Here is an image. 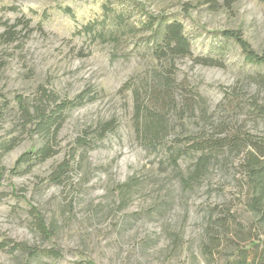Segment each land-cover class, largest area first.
<instances>
[{"label": "rangeland", "instance_id": "374dc122", "mask_svg": "<svg viewBox=\"0 0 264 264\" xmlns=\"http://www.w3.org/2000/svg\"><path fill=\"white\" fill-rule=\"evenodd\" d=\"M145 14L179 20L195 57L224 58V67L202 66L188 57L175 62L178 80H186L206 100L209 120L225 121L234 130L244 125L264 137V124L247 114L257 89L244 87L247 75L264 71L247 64L234 42L219 37L221 30L240 29L255 50L264 52V2L236 0L213 9L204 0H0V143L23 140L7 154L0 149V167L6 169L0 174V240L56 246L64 254L34 259L0 251V264H81L77 261L87 259L96 264H223L236 248L264 243V231L253 230L245 205L241 152L220 155L200 182L186 183L198 154L174 165L167 147L149 152L138 143L133 95L125 85L166 64L152 55ZM10 26L13 40L6 35ZM41 86L69 99L91 87L97 98L67 113L57 156L31 173L14 174L17 158L41 145L22 131L17 97L32 102ZM234 86L246 90L243 109L235 113L223 102L224 90ZM260 97L264 104V94ZM113 118L118 122L113 133L93 140L88 149L78 146L86 130ZM195 121L187 122L190 129L200 127ZM174 127L173 135L182 133L178 121ZM64 159L72 160L69 179L53 184L49 176ZM30 206L43 214L50 237L33 226ZM225 207L239 222L240 235L232 222L210 259L204 254L207 229L217 227L213 223Z\"/></svg>", "mask_w": 264, "mask_h": 264}, {"label": "trees", "instance_id": "16d2710c", "mask_svg": "<svg viewBox=\"0 0 264 264\" xmlns=\"http://www.w3.org/2000/svg\"><path fill=\"white\" fill-rule=\"evenodd\" d=\"M213 9H218L220 3L228 7L236 0H204ZM264 2V0H260ZM188 4L185 6L189 11ZM194 7V6H192ZM144 28L150 33V41L154 43L152 55L160 62H166L160 68L149 71L143 79L131 80L125 85L131 89L133 105V127L138 143L149 152H157L161 147H167L172 164L190 153L198 154L194 170L185 179L186 183L200 182L213 160L222 154L241 152L240 167L244 178L242 184L246 190L245 205L254 221L253 230L264 231V137H256L245 129L244 125L230 128L227 122H211L208 115L206 100L194 91L187 81H179L175 66L178 58H191L196 64L207 67H224V58L212 56H194L192 42L185 33L184 25L179 20H169L164 14L147 15ZM118 19L124 21L123 16ZM9 27L6 35L13 40L15 32ZM114 37V36H113ZM219 37L234 42L241 50L247 64L264 71V52H258L245 38L240 29H224ZM113 39H118L115 36ZM245 86H255L257 92L249 98L247 114L264 124V104L260 94H264V72L249 74L245 78ZM244 88L234 86L231 91L224 90L223 102L232 108V112L243 107ZM96 94L91 87L83 90L73 99L61 98L54 91L41 86L39 94L32 102L22 96L17 97L18 119L22 131L30 138L37 137L41 145L23 152L16 160L11 173H31L33 169L57 156L59 152V134L67 120V113L96 100ZM243 109V108H241ZM191 120H199L200 127L190 129ZM178 121L181 134L173 135L174 122ZM189 122V123H187ZM192 124V122H191ZM190 125V126H189ZM118 127L116 119L101 122L93 130L88 129L84 136L77 139V144L88 149L93 140L104 139ZM173 136V137H172ZM20 136L11 138L8 142L0 143V149L9 153L22 142ZM72 160L64 159L52 170L49 180L53 184H63L72 172ZM0 167V174L5 172ZM1 177V176H0ZM33 226L45 237H50L45 218L35 206H30ZM221 216L207 229L208 243L204 246V254L214 258L213 251L223 244L227 233L231 231L232 222L238 234L239 222L236 221L231 209L225 207ZM213 227V228H212ZM217 229L218 231H215ZM240 234H238L239 236ZM259 239V236H257ZM0 251H17L30 258L46 257L60 259L63 250L56 246L42 248L25 242L10 239L0 240ZM81 264H96L92 260H80ZM223 264H264V243L252 242L247 247L236 248L231 259Z\"/></svg>", "mask_w": 264, "mask_h": 264}]
</instances>
